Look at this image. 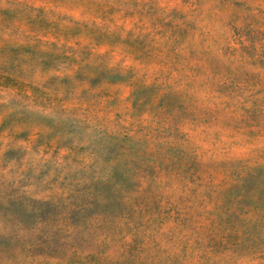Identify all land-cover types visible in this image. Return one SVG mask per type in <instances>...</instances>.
<instances>
[{"label": "rangeland", "instance_id": "rangeland-1", "mask_svg": "<svg viewBox=\"0 0 264 264\" xmlns=\"http://www.w3.org/2000/svg\"><path fill=\"white\" fill-rule=\"evenodd\" d=\"M0 264H264V0H0Z\"/></svg>", "mask_w": 264, "mask_h": 264}]
</instances>
